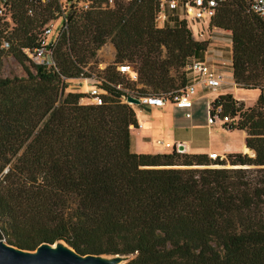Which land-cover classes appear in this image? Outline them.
Segmentation results:
<instances>
[{"label": "trees", "instance_id": "trees-1", "mask_svg": "<svg viewBox=\"0 0 264 264\" xmlns=\"http://www.w3.org/2000/svg\"><path fill=\"white\" fill-rule=\"evenodd\" d=\"M12 25L0 22V240L33 251L65 242L85 255L133 256L124 264H264V24L242 0H229L210 21L231 39L232 79L259 89L251 108L219 96L230 130L246 132L254 152L212 161L203 154H137V96L166 93L187 83L184 67L207 42L184 23L156 28L158 0H114L87 9L9 0ZM31 8V15L27 10ZM61 18L65 31L52 66L35 65L22 51L36 46L41 29ZM115 49L112 65L97 74L103 102L81 105L68 83L88 77L97 51ZM10 55L25 76L4 77ZM133 65L129 82L117 65ZM82 75V76H81ZM119 86L120 89L116 87Z\"/></svg>", "mask_w": 264, "mask_h": 264}, {"label": "built area", "instance_id": "built-area-1", "mask_svg": "<svg viewBox=\"0 0 264 264\" xmlns=\"http://www.w3.org/2000/svg\"><path fill=\"white\" fill-rule=\"evenodd\" d=\"M57 1L61 6H63L65 4L67 5L69 1L74 2L76 0ZM97 1L100 2L102 8H111L114 4V0ZM228 1L229 0H158L157 12L154 17V25L156 28L160 29L166 26H173L174 24L184 23L186 28L190 31L193 40L206 42L203 39L205 37V31L209 33V30L214 29L210 27L211 19L215 16L217 10ZM33 2L45 5L49 3V0H33ZM242 2L245 5L246 12L255 15L264 24V0H242ZM90 3L91 0H84V3L81 4V6L84 9H87ZM9 10L10 1L0 0V22L11 26L12 22ZM31 13L32 10L29 8L27 10V14L31 15ZM192 25L198 28L197 34L192 32ZM65 29L64 25L58 26V24H56V20L50 21L41 29L36 46L32 49L25 48L22 51L33 64L52 66L54 64L52 57L53 47ZM0 49L6 51L9 49V43L3 40L1 42ZM102 70L103 69L99 67L95 73H92L88 72L87 69H84V72L89 74V76L80 80L85 82L87 90L84 96L80 99L79 103L86 100L89 105L99 106L102 104L103 94L105 93L96 86L99 83L97 74ZM117 71L124 75L129 82H135L137 80L136 71L131 64H120L117 66ZM184 71L188 81L185 86L180 89L172 90L166 93L144 96H137L133 92L129 93L128 91H125L123 101L127 103L126 96L129 95L140 101V105L138 106L143 105L161 108L170 104L175 109L183 111L184 116L188 118L190 117L189 110L193 105L192 99L196 93V88L201 87L209 91H215L224 82V76L222 73H217L212 70L204 62L195 59H191L186 63ZM116 88L120 89L119 86ZM262 97L264 98V90L262 91ZM207 111L209 122L218 120L228 130H230V126L237 120V118L232 119L229 116H222L221 106H213L212 103L208 105ZM137 128H141V125L138 124ZM157 144L164 145L167 148L170 147V144H163L161 141H157ZM174 149H176L177 152H181L178 150V147H174ZM208 158L212 161L223 159V157L216 153L208 154ZM0 241L4 242V239H1Z\"/></svg>", "mask_w": 264, "mask_h": 264}, {"label": "crops", "instance_id": "crops-1", "mask_svg": "<svg viewBox=\"0 0 264 264\" xmlns=\"http://www.w3.org/2000/svg\"><path fill=\"white\" fill-rule=\"evenodd\" d=\"M217 31L214 29L209 30V38L214 37ZM111 49L112 56L115 57L114 47L112 46ZM203 55L192 59L204 62L217 73H222V68L227 67L224 62H228L229 57H221V55L220 57L224 58L225 61L214 64L207 57V52H205V56ZM218 89L219 92H217ZM226 94L232 95L235 100L242 101L243 96L238 94L233 79L231 82H226L224 78V82L215 91L197 87L192 99L193 105L189 110L190 117L188 118L184 116L183 111L175 109L170 104L161 108L140 106L138 114L135 112V117L141 128L131 130L130 147L133 148L132 137L135 133L133 145L137 154H169L174 150V147L182 146L181 153L183 154L208 156V154L216 153L223 158L233 154H246L253 157V152L245 145V131L228 130L218 120L209 122L208 105L219 96ZM143 110H146V114H142ZM157 141H161L163 144L168 143L170 147L159 145ZM214 143H216L217 149H214Z\"/></svg>", "mask_w": 264, "mask_h": 264}, {"label": "rangeland", "instance_id": "rangeland-1", "mask_svg": "<svg viewBox=\"0 0 264 264\" xmlns=\"http://www.w3.org/2000/svg\"><path fill=\"white\" fill-rule=\"evenodd\" d=\"M60 22H61V19L58 18L56 20V24H59ZM192 32L194 34L198 33V28H196L194 25H192ZM228 34L229 33L227 32L224 33L223 31L218 30L215 36L209 39L208 32L205 31V37L203 39L204 41L207 42V48L205 52L208 53L207 57L210 58V62L213 61L214 64H220L221 62L225 61L224 58H221V57H226V58L229 57L228 62H224L227 65V67H223L221 72L224 74L225 81L231 82L232 81V70H231V63H230L231 41H230V35ZM111 48H112V45L110 43H106L97 51L96 64L94 63L91 64L94 66L93 70L91 71L92 73L93 72L95 73L99 67L105 70L107 66L112 65L114 63L115 57L112 56ZM205 52L203 56H205ZM1 70H2V75L4 77H11V76L23 77L25 76L24 71L22 70V67L10 55H7V54H5L3 57ZM80 79H83V78H79L72 82H69L66 92H78L81 94H85L87 90L86 84L84 81ZM235 87L237 88L238 94L243 96V98L241 99L242 101L236 100L237 102L242 104L243 109L245 110L247 108L253 107L256 101L258 100L259 89L238 88L236 84H235ZM219 91L220 90L218 89L217 92ZM80 104L89 105L86 100L82 101ZM139 109H140V106H134V110L136 114H138ZM142 114H146V110H143ZM134 138H135V133L133 134V137H132V147L133 148H131V151L135 153V148L133 145ZM216 147L217 145L216 143H214V149H217ZM177 153H181V152H177Z\"/></svg>", "mask_w": 264, "mask_h": 264}, {"label": "water", "instance_id": "water-1", "mask_svg": "<svg viewBox=\"0 0 264 264\" xmlns=\"http://www.w3.org/2000/svg\"><path fill=\"white\" fill-rule=\"evenodd\" d=\"M126 102L140 105L137 98L129 95L126 96ZM178 150L182 151V146ZM132 258L133 256L121 255H81L63 241L41 243L33 251L22 250L0 241V264H124Z\"/></svg>", "mask_w": 264, "mask_h": 264}]
</instances>
